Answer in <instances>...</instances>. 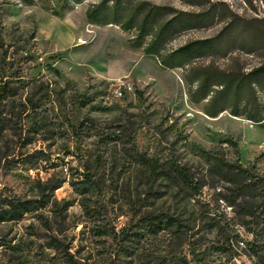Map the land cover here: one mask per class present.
<instances>
[{"label": "rangeland", "instance_id": "1", "mask_svg": "<svg viewBox=\"0 0 264 264\" xmlns=\"http://www.w3.org/2000/svg\"><path fill=\"white\" fill-rule=\"evenodd\" d=\"M98 1H72L56 15L64 0H0V84L15 94L0 99V264H69L66 252L77 264H264V238L234 224L221 199L228 185L192 147L230 137L237 152L225 143L226 156L264 174V127L229 111L206 114L190 99L182 68L165 69L131 47L134 31L89 22ZM144 1L172 14H208L205 27L183 31L170 49L229 38L228 51L194 66L247 71L262 60L241 46L264 38V0ZM125 133L137 136L140 151L176 152L209 185L191 200L159 181L142 201L144 180ZM23 202L32 209L8 217ZM149 208L179 218L180 231L149 229L141 221Z\"/></svg>", "mask_w": 264, "mask_h": 264}, {"label": "trees", "instance_id": "2", "mask_svg": "<svg viewBox=\"0 0 264 264\" xmlns=\"http://www.w3.org/2000/svg\"><path fill=\"white\" fill-rule=\"evenodd\" d=\"M22 1L26 4L34 3V0ZM72 1L82 3L85 0H64L66 4L62 11H55V14L60 15L69 9ZM135 1L138 0H99L87 9V19L93 24H116L125 31H134L135 34L130 39L131 47L142 48L148 57L157 60L165 69L182 68L184 80L189 87L190 99L198 104L204 103L203 110L209 116L217 117L224 111H229L236 117H244L264 127V38L257 41L258 44L241 46L244 52L257 54L262 58L257 65L247 71L214 64L194 66L197 60L226 50L229 47V38L219 35L195 39L171 49L168 45L183 31L205 27L208 14L203 12L172 14L173 8L157 6L144 0H139L135 4ZM10 91L8 82L0 84L1 101L8 95H15ZM123 139L124 143L135 146L131 156L139 176L144 180L145 197L142 201H147L150 196L155 195L159 181H167L174 192L185 194L191 200L209 185L204 175H201L194 166L181 160L176 152L171 151L163 158L140 151L137 136L132 133H125ZM225 143H229L237 152V142L230 137L210 149L194 143L192 147L207 165V172L218 177V183L228 185L226 188L229 192L221 194V199L233 208L238 218L234 224L246 227L253 235L260 234L261 238H264V174L255 163L245 165L239 156L235 160L228 158L224 153ZM85 177V181L91 184L93 178L89 175ZM87 192V188L81 190L82 194ZM158 195L157 198H161L166 193L160 192ZM143 206L149 207V204L144 203ZM84 208L87 212L91 209L87 203L84 204ZM12 209L8 217L14 219L32 208L28 202H23L13 204ZM149 209L141 216V221L149 229L163 230L176 226L180 231L182 226L179 218H174L166 212L156 213L152 208ZM65 259L69 264H77L69 252H66Z\"/></svg>", "mask_w": 264, "mask_h": 264}]
</instances>
